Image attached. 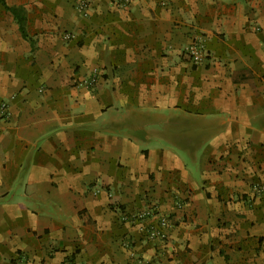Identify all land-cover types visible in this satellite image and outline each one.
Wrapping results in <instances>:
<instances>
[{"label": "crops", "instance_id": "1", "mask_svg": "<svg viewBox=\"0 0 264 264\" xmlns=\"http://www.w3.org/2000/svg\"><path fill=\"white\" fill-rule=\"evenodd\" d=\"M75 3L0 0V264H264V0Z\"/></svg>", "mask_w": 264, "mask_h": 264}, {"label": "built area", "instance_id": "2", "mask_svg": "<svg viewBox=\"0 0 264 264\" xmlns=\"http://www.w3.org/2000/svg\"><path fill=\"white\" fill-rule=\"evenodd\" d=\"M75 8L78 12H81L85 14L87 10L89 9V0H75ZM122 5L126 0H118ZM183 52L187 55L188 59L193 65H198L202 59L205 56V44L201 37L194 39L191 43L187 44L183 48ZM99 72L97 69H92L89 75L84 78L78 80L76 83L79 86L85 87V88H92L98 78ZM0 110L1 112L5 113L6 111V104L2 102L0 104ZM151 215V210H146L143 212H140L138 214L133 215V217L141 218L143 216ZM158 226H150L147 229L148 236L150 238H160L163 239L166 237V230L168 227H170V222L168 217L161 216L157 220ZM132 264H144L143 260L139 257L135 259V261Z\"/></svg>", "mask_w": 264, "mask_h": 264}, {"label": "trees", "instance_id": "3", "mask_svg": "<svg viewBox=\"0 0 264 264\" xmlns=\"http://www.w3.org/2000/svg\"><path fill=\"white\" fill-rule=\"evenodd\" d=\"M7 9L12 13V15L17 20L19 29H20L23 37H25L26 36V32H25V29H24V16H23L21 10L20 9H15L13 7H7Z\"/></svg>", "mask_w": 264, "mask_h": 264}]
</instances>
